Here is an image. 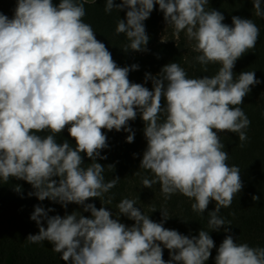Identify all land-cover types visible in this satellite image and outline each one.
Wrapping results in <instances>:
<instances>
[{
	"label": "clouds",
	"instance_id": "obj_1",
	"mask_svg": "<svg viewBox=\"0 0 264 264\" xmlns=\"http://www.w3.org/2000/svg\"><path fill=\"white\" fill-rule=\"evenodd\" d=\"M86 2L16 0L11 19L0 12V178L27 181L35 190L28 195L40 201L49 199L65 209L74 203L91 213L49 216L54 209L36 205L30 219L39 233L26 240L51 242L67 264H205L215 247L208 231L201 229L198 237L189 238L166 229V212L161 222H154L132 199L117 205L120 216L135 221L132 226L121 223L120 216L113 219L105 207L98 210L85 203L101 198L120 179L105 182L104 166L97 162L107 158L101 156L108 147L102 129L128 132L126 142L133 143L135 132L128 122L139 112L147 141L140 168L154 174L142 179L143 187L159 183L165 199L176 193L194 199L191 207L199 214L215 201L208 224L219 231L226 225L218 215L221 207L231 206L243 184L239 167L227 163L218 133H237L240 146L248 139L251 122L239 105L260 81L254 71L234 79L233 68L255 48L260 29L251 19L237 16L232 17L233 26L224 24L219 11L205 10L209 0H105L106 13L128 9L126 20L120 18L115 29L130 41L125 52L147 51L150 37L143 22L158 4L166 24L195 41L194 51L201 53L196 60L204 71L209 63L221 65L212 77L188 78L171 62L158 75L145 74V82H152L150 91L128 79L138 65L119 67L96 39L83 20ZM252 3L256 16L264 17L261 0ZM66 128L75 148L68 139L57 142V134ZM44 131L50 134H38ZM81 153L92 161L87 168L82 167ZM164 248L168 261L162 258ZM215 264H264V247L238 244L227 235Z\"/></svg>",
	"mask_w": 264,
	"mask_h": 264
},
{
	"label": "trees",
	"instance_id": "obj_2",
	"mask_svg": "<svg viewBox=\"0 0 264 264\" xmlns=\"http://www.w3.org/2000/svg\"><path fill=\"white\" fill-rule=\"evenodd\" d=\"M121 0H114L119 4ZM58 4L59 0H53ZM16 0H0V12L10 19L14 15ZM86 15L83 18L85 23L92 26L96 39L104 43L110 51L113 60L119 67H131L136 64L138 70H130L128 79L132 83L143 84L150 91L152 82H145V74L158 75L161 68L171 62L179 64L187 73L188 78H199L203 76L212 77L220 69L219 63H209L207 71L204 66L197 62L198 53L186 44L181 42H162L160 33L163 28L164 14L159 10V5L154 6L150 17L143 23L146 34L150 37L146 45L147 51L137 52L123 49L130 41L125 34H116L118 20H126L128 9L119 11L113 9L111 13L104 11L105 0H88L84 4ZM261 7L264 8V0H261ZM219 11L223 16V23L232 25V17L237 16L244 19H251L260 29L259 38L254 49L243 54L233 68L234 79L238 78L241 72L254 71L259 84L250 86L251 91L244 97L243 104L239 105L250 120V126L246 129L248 139L243 142L238 138L237 133L219 132L224 151L228 153L227 163L235 165L240 169L242 190L233 198L230 207H221L218 215L226 221L219 231L209 228L210 219L208 213L215 210V201H211L203 214L192 210L194 199H190L180 193L171 195L165 199L159 183L153 184L151 189L157 192L162 201L156 202L157 221L163 219L162 211L166 212L172 224L180 234L197 236L201 229L208 231L213 239L215 247L211 249V256L205 264H215L217 249L227 235L239 243H247L250 247H264V17H258L252 0H209L205 6L206 11ZM161 115V121L163 120ZM128 126L135 132L134 142L127 143L128 132L123 130L117 132L115 129L108 131L102 129L107 136L108 147L101 150V156L106 159H97V162L104 166L103 176L105 182L115 177H120L115 187L105 193L101 198H89L85 203H93L99 210L111 201H120L124 184L137 182L142 185V179L147 177L153 179L154 174L149 170L140 168L143 153L147 147L144 136V121L139 112L135 120H130ZM41 136L50 134L48 131L38 133ZM57 142L62 143L68 139L70 145L75 148V141L69 136L67 128L63 133L57 134ZM133 154H136L135 156ZM84 162L82 167L87 168L92 161L83 153ZM112 165V166H109ZM54 179H59L54 177ZM19 186L20 191L15 188ZM32 186L24 180L9 178L4 182L0 178V264H67L61 259V253L53 250V244L49 241L30 243L26 239L28 235L38 234L39 228L35 221L30 219L34 206L40 205L45 210L52 208L55 211L49 212V216L71 214L73 211L80 212L85 217H90V212H84L83 206L69 203L67 208L49 199L40 201L37 197L29 196L34 192ZM258 196L259 200H253ZM104 197V201L102 198ZM111 211V210H110ZM230 222L231 225H227ZM46 224V222H44ZM47 225L45 226V228ZM229 229L226 232L224 229ZM165 261L170 259L169 253L163 251ZM175 264V262H174Z\"/></svg>",
	"mask_w": 264,
	"mask_h": 264
},
{
	"label": "rangeland",
	"instance_id": "obj_3",
	"mask_svg": "<svg viewBox=\"0 0 264 264\" xmlns=\"http://www.w3.org/2000/svg\"><path fill=\"white\" fill-rule=\"evenodd\" d=\"M160 39L162 42L183 41L186 44V46H188V48L194 50L195 41H189L184 31H181L177 35L175 33L174 27L172 25L166 24L165 20L163 22V28L160 33ZM123 186H124V191L122 192V197L120 201L125 198L134 200L135 206L138 207L144 215L149 216V218L152 221L159 223L157 221V217L155 213L157 210L156 202L162 201L160 195L151 188L143 187V185L137 182H128ZM102 201H104V197L102 198ZM120 201L118 202L111 201L110 203L107 202L108 207L113 212V217H112L113 219H116L117 217L120 216L119 209L117 208V205ZM154 209L155 211H153ZM119 221L127 226H132L135 223V221L129 220L126 216L123 215L119 217ZM44 222L46 221H42L45 227L47 224H45ZM163 226L166 229L175 230L172 221L169 218L164 222ZM161 247H163V245H161ZM163 251L165 253H169V250L166 248H164Z\"/></svg>",
	"mask_w": 264,
	"mask_h": 264
}]
</instances>
